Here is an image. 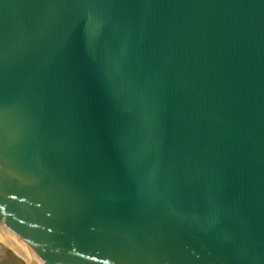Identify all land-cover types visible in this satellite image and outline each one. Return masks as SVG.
Listing matches in <instances>:
<instances>
[{
  "label": "water",
  "instance_id": "1",
  "mask_svg": "<svg viewBox=\"0 0 264 264\" xmlns=\"http://www.w3.org/2000/svg\"><path fill=\"white\" fill-rule=\"evenodd\" d=\"M0 264H264V0H0Z\"/></svg>",
  "mask_w": 264,
  "mask_h": 264
}]
</instances>
